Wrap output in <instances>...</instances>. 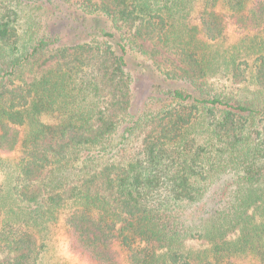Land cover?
I'll use <instances>...</instances> for the list:
<instances>
[{
	"label": "trees",
	"instance_id": "16d2710c",
	"mask_svg": "<svg viewBox=\"0 0 264 264\" xmlns=\"http://www.w3.org/2000/svg\"><path fill=\"white\" fill-rule=\"evenodd\" d=\"M60 222L90 264H264V0H0V264Z\"/></svg>",
	"mask_w": 264,
	"mask_h": 264
},
{
	"label": "rangeland",
	"instance_id": "374dc122",
	"mask_svg": "<svg viewBox=\"0 0 264 264\" xmlns=\"http://www.w3.org/2000/svg\"><path fill=\"white\" fill-rule=\"evenodd\" d=\"M228 40L229 42H236L239 40V36H237L233 31L232 28L228 27ZM144 48L147 53H137L136 56L138 58H135L137 62H139V66L142 67H149L154 66V68L157 67L158 63L160 61L164 60V56L168 55L170 57V60L176 61L175 55L171 52V50H168L167 48H163L161 50L160 45H157L153 41H146L144 43ZM251 59L249 58L248 61ZM157 62V63H155ZM167 63V61L165 62ZM146 83L145 78L140 77L139 86ZM191 88L195 89L196 91L199 90L203 95H214L215 93H219L221 91H227L229 90L230 82L222 77H210L205 79V81L202 82V84H197L194 86L192 83L190 84ZM199 87V90L197 89ZM200 94V93H199ZM142 94L139 90V96ZM187 247L191 249L201 248L198 243L195 242H188ZM44 261L46 264H90L86 259L79 256L78 254L73 253L68 246V240L65 234L64 229L62 228V222H60L57 227L54 229V232L51 236V242L50 246L47 250V252L44 255ZM247 263V261L245 260Z\"/></svg>",
	"mask_w": 264,
	"mask_h": 264
}]
</instances>
